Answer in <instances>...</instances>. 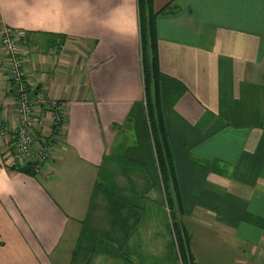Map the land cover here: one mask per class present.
Here are the masks:
<instances>
[{"label":"crops","instance_id":"crops-1","mask_svg":"<svg viewBox=\"0 0 264 264\" xmlns=\"http://www.w3.org/2000/svg\"><path fill=\"white\" fill-rule=\"evenodd\" d=\"M160 90L194 264H264V0H155ZM67 106L42 174L0 136V264H181L147 123L139 0H0ZM0 113L11 106L1 66Z\"/></svg>","mask_w":264,"mask_h":264},{"label":"built area","instance_id":"built-area-1","mask_svg":"<svg viewBox=\"0 0 264 264\" xmlns=\"http://www.w3.org/2000/svg\"><path fill=\"white\" fill-rule=\"evenodd\" d=\"M28 32L0 18L1 66L10 79L11 106L0 113V136L7 139L5 160L17 168L42 174L55 160L66 133L67 106L50 97L27 72Z\"/></svg>","mask_w":264,"mask_h":264},{"label":"trees","instance_id":"trees-1","mask_svg":"<svg viewBox=\"0 0 264 264\" xmlns=\"http://www.w3.org/2000/svg\"><path fill=\"white\" fill-rule=\"evenodd\" d=\"M155 0H139L142 39V61L145 78L147 123L152 136L157 162L165 193L166 204L170 210L173 230L182 264H194L189 240L183 224L185 208L179 184L169 132L165 123L160 90L158 37L156 34V17L160 11H154ZM22 172H32L29 168H17ZM126 258L140 264L131 256Z\"/></svg>","mask_w":264,"mask_h":264},{"label":"rangeland","instance_id":"rangeland-1","mask_svg":"<svg viewBox=\"0 0 264 264\" xmlns=\"http://www.w3.org/2000/svg\"><path fill=\"white\" fill-rule=\"evenodd\" d=\"M16 170H19V169H16ZM20 171V170H19ZM33 172V171H32ZM34 173V172H33ZM182 264V263H181Z\"/></svg>","mask_w":264,"mask_h":264}]
</instances>
